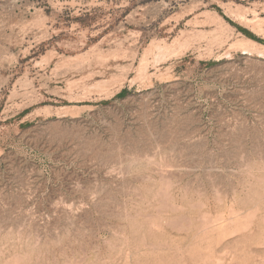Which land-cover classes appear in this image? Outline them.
<instances>
[{"label":"rangeland","instance_id":"374dc122","mask_svg":"<svg viewBox=\"0 0 264 264\" xmlns=\"http://www.w3.org/2000/svg\"><path fill=\"white\" fill-rule=\"evenodd\" d=\"M0 264H264V0H0Z\"/></svg>","mask_w":264,"mask_h":264}]
</instances>
